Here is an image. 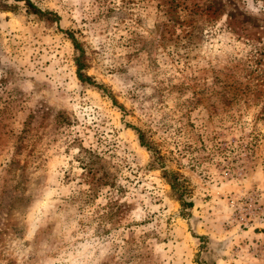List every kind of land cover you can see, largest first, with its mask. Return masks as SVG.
Here are the masks:
<instances>
[{
	"label": "rangeland",
	"instance_id": "374dc122",
	"mask_svg": "<svg viewBox=\"0 0 264 264\" xmlns=\"http://www.w3.org/2000/svg\"><path fill=\"white\" fill-rule=\"evenodd\" d=\"M29 1L57 18L0 0V264H264V0Z\"/></svg>",
	"mask_w": 264,
	"mask_h": 264
},
{
	"label": "trees",
	"instance_id": "16d2710c",
	"mask_svg": "<svg viewBox=\"0 0 264 264\" xmlns=\"http://www.w3.org/2000/svg\"><path fill=\"white\" fill-rule=\"evenodd\" d=\"M11 1L23 2L25 6V11L28 15H32L38 18H46L53 21H55L57 18L53 13L47 11H41L40 9L36 8L29 0H11ZM68 38L72 44V47L78 53L74 57L76 79L82 84L90 85L96 88L97 90L103 92L102 87L94 83V81L84 73L86 64L84 62L83 50L71 35H69ZM134 132L137 135V141L139 143V146L144 148L145 151L151 154L152 162L159 167L160 177L169 187L170 196L172 197V199H174L178 203L180 215L188 216L189 211L193 207V203L189 198V193H190L189 184L178 173L165 170L164 167L162 166L164 161L163 155L160 154V152L157 150L154 144L147 139L146 135L143 132H141L138 129H134ZM262 233L264 235V229L262 230Z\"/></svg>",
	"mask_w": 264,
	"mask_h": 264
}]
</instances>
